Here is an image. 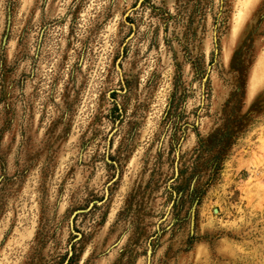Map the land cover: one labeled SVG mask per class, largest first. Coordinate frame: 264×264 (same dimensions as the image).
I'll return each mask as SVG.
<instances>
[{"label": "rangeland", "instance_id": "obj_1", "mask_svg": "<svg viewBox=\"0 0 264 264\" xmlns=\"http://www.w3.org/2000/svg\"><path fill=\"white\" fill-rule=\"evenodd\" d=\"M149 248L264 264V0H0V264Z\"/></svg>", "mask_w": 264, "mask_h": 264}, {"label": "water", "instance_id": "obj_2", "mask_svg": "<svg viewBox=\"0 0 264 264\" xmlns=\"http://www.w3.org/2000/svg\"><path fill=\"white\" fill-rule=\"evenodd\" d=\"M216 52H217V50H216ZM122 57H123V52H122L121 56L119 57V59L117 61V68H118L119 71H121V67H120V64L119 63H120ZM177 155H179V151H177ZM114 163H116V162H114ZM175 175L176 176L178 175L177 164H176V174ZM117 176H118V173H117V175L115 176V178L110 183H113L115 181V179L117 178ZM194 182H195V180H194ZM194 182H193V184H194ZM193 184H192V186H193ZM107 196H108V189H106V195H105V197H104L103 200H96L94 202H91L90 205L86 209L76 210L73 213L72 218H71V225H72V227H73V218L77 214L82 213V212H85V211L91 209L94 204H102L107 199ZM197 203H198V201H195V203L193 204L192 209H191V226H192V228H193V226L195 224V212H196ZM172 204H173V202H172ZM217 211H218V209L217 208H214V212H217ZM147 254H148V263L147 264H150V260H151V256H152V249L151 248L148 249ZM65 263H67V260L65 261Z\"/></svg>", "mask_w": 264, "mask_h": 264}, {"label": "trees", "instance_id": "obj_3", "mask_svg": "<svg viewBox=\"0 0 264 264\" xmlns=\"http://www.w3.org/2000/svg\"><path fill=\"white\" fill-rule=\"evenodd\" d=\"M223 136H228V132H225V133L223 134Z\"/></svg>", "mask_w": 264, "mask_h": 264}]
</instances>
